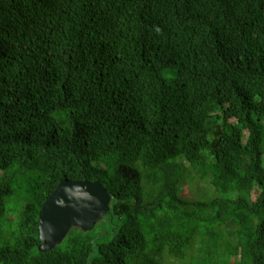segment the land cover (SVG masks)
Returning <instances> with one entry per match:
<instances>
[{
    "label": "trees",
    "instance_id": "1",
    "mask_svg": "<svg viewBox=\"0 0 264 264\" xmlns=\"http://www.w3.org/2000/svg\"><path fill=\"white\" fill-rule=\"evenodd\" d=\"M0 264H264V0H0Z\"/></svg>",
    "mask_w": 264,
    "mask_h": 264
},
{
    "label": "water",
    "instance_id": "2",
    "mask_svg": "<svg viewBox=\"0 0 264 264\" xmlns=\"http://www.w3.org/2000/svg\"><path fill=\"white\" fill-rule=\"evenodd\" d=\"M111 196L98 180H62L39 213L41 248L63 240L72 227L91 230L109 211Z\"/></svg>",
    "mask_w": 264,
    "mask_h": 264
},
{
    "label": "rangeland",
    "instance_id": "3",
    "mask_svg": "<svg viewBox=\"0 0 264 264\" xmlns=\"http://www.w3.org/2000/svg\"><path fill=\"white\" fill-rule=\"evenodd\" d=\"M199 184H200L201 188H203V190H204L205 192L210 191V192H212V194H214V189H213V187H212L211 182H210L209 179H206L205 181L200 182ZM185 191H188V193H189V188H188V187H185ZM40 240H41V239H40ZM41 244H42V241H41ZM56 244H57V243H56ZM56 244H55V245H56ZM55 245H54V246H55ZM40 247H41V245H40ZM51 248H52V247H51Z\"/></svg>",
    "mask_w": 264,
    "mask_h": 264
}]
</instances>
